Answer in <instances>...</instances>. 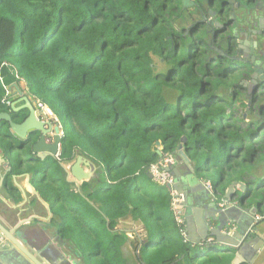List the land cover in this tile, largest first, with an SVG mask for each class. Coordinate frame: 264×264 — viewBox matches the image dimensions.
<instances>
[{"label":"trees","instance_id":"1","mask_svg":"<svg viewBox=\"0 0 264 264\" xmlns=\"http://www.w3.org/2000/svg\"><path fill=\"white\" fill-rule=\"evenodd\" d=\"M261 13L264 0H0V112L22 120L27 110L3 99L5 86L23 81L66 119L60 162L30 152L35 136L1 147L32 172L65 236L79 224L70 239L85 264H232L228 248L181 236L149 168L158 149L178 157L185 136L213 194L241 183V205L264 216V88L246 93L233 33ZM10 133L0 122V138ZM77 155L104 176L69 181ZM126 221L143 223L139 247L120 228Z\"/></svg>","mask_w":264,"mask_h":264},{"label":"crops","instance_id":"2","mask_svg":"<svg viewBox=\"0 0 264 264\" xmlns=\"http://www.w3.org/2000/svg\"><path fill=\"white\" fill-rule=\"evenodd\" d=\"M245 47L248 50L250 45L247 43ZM17 87L25 93L22 82H14L7 86L8 97L15 106H20L23 104L20 99L23 94H19ZM25 96L31 100L28 95ZM0 139L4 140L0 141V224L15 235L22 234L19 240L29 244L34 256H40L42 264H74V260L78 262L77 264H85L79 249L60 228L50 203L32 184V172L25 165L13 166L10 158L11 149H2L1 145L11 138ZM84 158L86 162L81 163L84 172L96 174L97 168L94 171L90 169L87 162L91 161ZM175 158L174 170L171 171L177 188L182 189L179 192L183 198L185 240L200 245L208 242L218 244L212 237L206 240L199 238L204 229H208L209 215L219 209L220 198L205 187V179L198 175L194 163H190L192 166L190 169L179 154ZM70 180L73 182L71 176ZM28 183L33 185V190ZM240 195V191L236 190V196L231 204L220 208V214H215L219 219L211 226L224 225L223 233L231 238L228 240L231 246H220L228 248L232 253V264H264V216L255 222V216L259 215L250 211L255 207V203L238 206ZM124 223L122 224L125 227L121 225L120 228L130 237L139 236V247L146 235L143 223L137 222V228H133L128 221ZM254 223L257 226H254ZM134 253H138V250L134 249ZM23 260L25 259L5 245V240H2L0 235V264H30Z\"/></svg>","mask_w":264,"mask_h":264},{"label":"water","instance_id":"3","mask_svg":"<svg viewBox=\"0 0 264 264\" xmlns=\"http://www.w3.org/2000/svg\"><path fill=\"white\" fill-rule=\"evenodd\" d=\"M213 12L210 11V14ZM264 22V19H261L260 23L262 24ZM217 25H219L217 23ZM236 29H233V33L236 34ZM245 37H247V33H243ZM237 35V34H236ZM249 44V42L240 40L237 43V49L236 52L238 54H242L243 51L247 52V48L245 47L246 44ZM252 48L250 49L251 52H254L255 48H257V39L252 41ZM263 48H258V51L253 54L252 59L250 62L247 61V67L245 68L246 72L249 74V78L246 81H241V84H243L244 89H246V93H251L253 89L259 90L264 88V50ZM18 89V87H17ZM19 94H23L21 90H19ZM23 101V104L20 106H15V104L12 102L10 105V108L12 111L17 112L21 111L23 109H26L27 112L22 118L21 121L16 122L12 119L9 112H0V122H7V125L10 130V137L14 144L18 142L20 139H24L28 136L36 137V139L28 146V149L32 154H34L39 160H44L48 157H53L54 154L57 151V145L61 141V137L59 136V126L58 125H52L50 121H43L40 119V116L37 114L35 109V103L34 101H31L27 96L24 94L20 98ZM186 141V137L183 136L181 138V143L178 146V154L180 157L186 162L188 167L192 169L191 166V160L186 155L185 150L183 149V142ZM158 145L159 142H156ZM11 150H13L11 148ZM157 154L162 158L161 151L158 149ZM86 162L85 158L81 155H77L75 161L67 168V173L70 172V174L73 176V182L78 186L80 182L83 180H88L90 176L92 177V172L86 171L81 167V163ZM90 169H92L94 166L91 162H87ZM95 168V167H94ZM174 170V167L171 168V170ZM169 170V169H168ZM170 170V171H171ZM172 175V171L170 172ZM188 174H191V172ZM97 177V174H95ZM149 177L151 175L149 174ZM32 190L33 185L28 183ZM174 187L177 188L176 184H174ZM244 185L238 182H232L227 190L224 193L223 199L226 200V206H229L231 204L232 199L236 196V190L243 191ZM178 191H181L182 189H178ZM184 198L185 195H184ZM241 198L238 196V206H240ZM224 207V206H223ZM217 210V212H213L209 215L208 219V229H204V233H201V237L199 239L206 240L209 237L214 238L216 241V245H222V246H231L230 241L231 238L223 233L224 225L218 224L215 226H211L212 223L219 218L215 214H220V208ZM251 213L256 214V207L251 208ZM254 226L256 224H253ZM257 226V225H256ZM211 227V228H210ZM242 233V231L240 232ZM0 235L2 236V240H5V245L8 246L11 251H14L20 255L22 259H25L23 261L29 262L30 264H42L41 258L39 255L37 257L34 256V251L32 252L29 244L25 242L23 239V242H21L19 239L22 236V234H13L12 231H10L8 228H5L0 224ZM23 238V237H22ZM197 243V242H196ZM27 246V247H26ZM74 264H77L75 260L73 261Z\"/></svg>","mask_w":264,"mask_h":264},{"label":"built area","instance_id":"4","mask_svg":"<svg viewBox=\"0 0 264 264\" xmlns=\"http://www.w3.org/2000/svg\"><path fill=\"white\" fill-rule=\"evenodd\" d=\"M22 82L23 88H26L24 82ZM7 91V96L3 99L4 105H11L12 102L8 99V88L5 86ZM35 107L37 109V114L42 115L43 118L46 119H53L56 125L59 126V136L62 137L63 131L61 129V125L57 118L52 114L49 108L42 104L38 100H34ZM61 144L58 143L57 151L54 154V158H56L59 162L61 159ZM176 158L171 154L164 155L161 159H159L155 164H152L149 168V174L151 177L159 184L167 188L168 193L170 195V210L173 216L174 221L180 227V234L181 236L186 239L185 237V228H184V208H183V198L181 193L174 187L175 178L170 173L171 168L175 164ZM169 169V170H168ZM205 187L212 191L211 183L209 180H204ZM219 207H223L226 205V200L220 198L218 201ZM261 216H255L254 221L256 222Z\"/></svg>","mask_w":264,"mask_h":264},{"label":"flooded vegetation","instance_id":"5","mask_svg":"<svg viewBox=\"0 0 264 264\" xmlns=\"http://www.w3.org/2000/svg\"><path fill=\"white\" fill-rule=\"evenodd\" d=\"M249 23L247 25H244L242 27H239L238 30L236 31L237 36H241V40L243 41H248L250 48L248 49L247 52H244L241 55V59L244 60L245 62L251 61L253 54H255L258 51V48H263L264 50V22L261 24L260 21L261 19H264V13H261V15H254L253 17H248ZM247 33V37L244 36L241 30H243ZM234 32V36L236 35ZM257 39V48H255L254 52H251L250 49L253 47L252 46V41ZM22 105V104H21ZM36 109V107H35ZM37 112V109H36ZM39 115V114H38ZM40 119L43 121H50L52 125H56L55 122L51 119H46L43 118L42 115H39ZM56 159V158H54ZM57 160V159H56ZM58 161V160H57Z\"/></svg>","mask_w":264,"mask_h":264},{"label":"rangeland","instance_id":"6","mask_svg":"<svg viewBox=\"0 0 264 264\" xmlns=\"http://www.w3.org/2000/svg\"><path fill=\"white\" fill-rule=\"evenodd\" d=\"M245 24V23H244ZM245 25H247V23L245 24ZM242 32H245L244 31V29L243 30H241ZM234 39L236 40V42L238 43L240 40H241V36H237V35H235L234 36ZM243 52H245V51H243ZM25 89V93H23L24 95L26 94V95H28L30 98H31V100L32 101H34L35 99L31 96L32 95V93L31 92H29L28 91V89L27 88H24ZM53 114V113H52ZM56 114V118H57V120L58 121H66V119H65V117H64V114L61 112V110H59L57 113H55ZM51 120H53V119H51ZM54 121V120H53ZM55 124H57V123H55ZM29 152V151H28ZM13 155V150H11V156ZM10 156V157H11ZM91 161V160H90ZM91 163L93 164V166L95 167V168H97V170H96V174L98 175L99 174V176L101 175V178L104 176V173H103V170L101 169V168H99L95 163H93L92 161H91ZM69 166V165H68ZM68 166H66L65 168H67ZM92 168V170L94 171V169L95 168ZM92 174H93V176L91 177L90 176V178L88 179V180H90V179H92V178H94V177H96V175H95V173L94 172H92ZM70 176L72 177V179H74L73 178V176L70 174V172H68L67 174H66V178L69 180V181H71L70 180ZM130 222V221H129ZM130 224H132V227L133 228H137V225H138V223L137 222H133V221H131L130 222ZM255 224V223H254ZM140 226V225H139ZM75 230H76V232L74 233V230L71 228V231L73 232H71L70 230H68L67 231V235L68 236H66L68 239H70V237H74V236H76L78 233H79V231H80V229H79V224H76V228H75ZM77 233V234H76ZM141 233H139V235H140ZM224 248H221V250H223Z\"/></svg>","mask_w":264,"mask_h":264},{"label":"clouds","instance_id":"7","mask_svg":"<svg viewBox=\"0 0 264 264\" xmlns=\"http://www.w3.org/2000/svg\"><path fill=\"white\" fill-rule=\"evenodd\" d=\"M70 165H71V164H70ZM70 165H69V166H70ZM69 166H68V167H69ZM68 167H67V168H68ZM67 168H65L66 171H67Z\"/></svg>","mask_w":264,"mask_h":264},{"label":"bare ground","instance_id":"8","mask_svg":"<svg viewBox=\"0 0 264 264\" xmlns=\"http://www.w3.org/2000/svg\"><path fill=\"white\" fill-rule=\"evenodd\" d=\"M217 18V17H216Z\"/></svg>","mask_w":264,"mask_h":264}]
</instances>
